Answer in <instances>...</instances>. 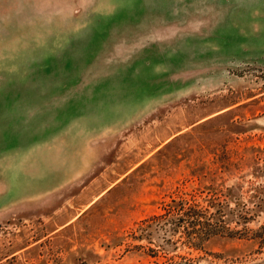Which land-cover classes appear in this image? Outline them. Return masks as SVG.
Masks as SVG:
<instances>
[{"label":"rangeland","instance_id":"374dc122","mask_svg":"<svg viewBox=\"0 0 264 264\" xmlns=\"http://www.w3.org/2000/svg\"><path fill=\"white\" fill-rule=\"evenodd\" d=\"M0 264H264V0H0Z\"/></svg>","mask_w":264,"mask_h":264},{"label":"trees","instance_id":"16d2710c","mask_svg":"<svg viewBox=\"0 0 264 264\" xmlns=\"http://www.w3.org/2000/svg\"><path fill=\"white\" fill-rule=\"evenodd\" d=\"M219 195L213 193L208 197L209 204L203 205L196 199L181 197L172 198L162 206L163 211L152 213L141 221L139 232L136 238L143 237L144 232H152L158 226L166 230L183 228L186 238L183 243L195 249H202L203 241L215 234L235 235L242 234L239 228H230L229 221L247 222L261 211L257 208H245L237 211L227 209L223 206L222 199L219 201ZM229 213H235L237 219H230ZM228 218V219H227ZM144 223V226L142 225ZM240 236V235H239Z\"/></svg>","mask_w":264,"mask_h":264}]
</instances>
